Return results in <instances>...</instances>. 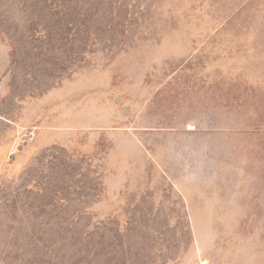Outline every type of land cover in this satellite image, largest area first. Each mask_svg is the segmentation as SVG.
<instances>
[{
    "label": "rangeland",
    "instance_id": "374dc122",
    "mask_svg": "<svg viewBox=\"0 0 264 264\" xmlns=\"http://www.w3.org/2000/svg\"><path fill=\"white\" fill-rule=\"evenodd\" d=\"M0 264H264V0H0Z\"/></svg>",
    "mask_w": 264,
    "mask_h": 264
},
{
    "label": "built area",
    "instance_id": "2783aa9c",
    "mask_svg": "<svg viewBox=\"0 0 264 264\" xmlns=\"http://www.w3.org/2000/svg\"><path fill=\"white\" fill-rule=\"evenodd\" d=\"M32 137V135H30V138Z\"/></svg>",
    "mask_w": 264,
    "mask_h": 264
}]
</instances>
